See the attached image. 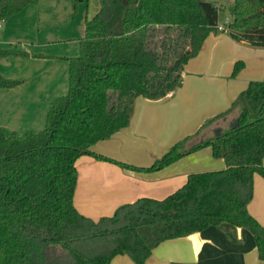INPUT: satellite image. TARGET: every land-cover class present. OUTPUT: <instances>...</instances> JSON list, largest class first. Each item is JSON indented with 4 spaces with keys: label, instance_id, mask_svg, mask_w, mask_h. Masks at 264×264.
Here are the masks:
<instances>
[{
    "label": "trees",
    "instance_id": "trees-1",
    "mask_svg": "<svg viewBox=\"0 0 264 264\" xmlns=\"http://www.w3.org/2000/svg\"><path fill=\"white\" fill-rule=\"evenodd\" d=\"M34 1L0 0V23ZM234 6L222 31L264 48V0ZM218 17L205 0H100L85 21L80 54L69 60V93L55 99L45 129L21 136L0 128V264H111L119 255L145 264L163 242L222 223L249 230L264 264V226L248 209L254 176L264 177V79L250 82L222 114L238 108L234 126L203 141L189 136L150 167L93 151L129 125L136 99L159 101L179 87L189 61L219 30ZM243 67L237 62L233 77ZM16 85L0 74V88ZM206 147L226 168L191 174L164 200L139 199L97 221L74 204L83 156L155 172Z\"/></svg>",
    "mask_w": 264,
    "mask_h": 264
},
{
    "label": "crops",
    "instance_id": "crops-1",
    "mask_svg": "<svg viewBox=\"0 0 264 264\" xmlns=\"http://www.w3.org/2000/svg\"><path fill=\"white\" fill-rule=\"evenodd\" d=\"M99 9L94 13V15ZM78 13V14H77ZM77 14V15H76ZM89 0H35L1 22L0 74L17 82L0 88V128L24 135L41 132L56 98L69 93L70 59L80 54ZM219 25L199 54L187 64L179 87L166 98L140 97L129 125L93 151L137 166L150 167L172 146L195 135L210 139L223 129L228 112L252 81L264 79V48L233 40ZM244 63L233 77L235 64ZM226 168L210 147L190 153L155 172H137L83 156L77 162V210L95 221L139 199L164 200L183 187L193 173ZM249 212L264 226V177L254 176ZM263 264L252 233L229 223L211 226L188 237L160 244L145 264ZM111 264H135L119 255Z\"/></svg>",
    "mask_w": 264,
    "mask_h": 264
},
{
    "label": "rangeland",
    "instance_id": "rangeland-1",
    "mask_svg": "<svg viewBox=\"0 0 264 264\" xmlns=\"http://www.w3.org/2000/svg\"><path fill=\"white\" fill-rule=\"evenodd\" d=\"M205 1L210 2L219 8V17H218L219 25H224L227 22L233 20L234 11H235L234 0H205ZM99 8H100V0H89V11L91 16L94 15V13ZM239 111L240 110L238 108H234L231 112H229L230 115H228L227 120L230 121L227 124H224L223 127L224 130H228L237 123Z\"/></svg>",
    "mask_w": 264,
    "mask_h": 264
},
{
    "label": "built area",
    "instance_id": "built-area-1",
    "mask_svg": "<svg viewBox=\"0 0 264 264\" xmlns=\"http://www.w3.org/2000/svg\"><path fill=\"white\" fill-rule=\"evenodd\" d=\"M2 28V25H1V23H0V29Z\"/></svg>",
    "mask_w": 264,
    "mask_h": 264
}]
</instances>
